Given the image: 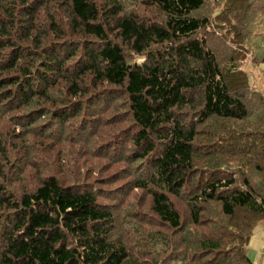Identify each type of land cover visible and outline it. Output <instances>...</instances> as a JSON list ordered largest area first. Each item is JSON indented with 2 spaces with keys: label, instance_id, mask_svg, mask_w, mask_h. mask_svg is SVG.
I'll list each match as a JSON object with an SVG mask.
<instances>
[{
  "label": "trees",
  "instance_id": "16d2710c",
  "mask_svg": "<svg viewBox=\"0 0 264 264\" xmlns=\"http://www.w3.org/2000/svg\"><path fill=\"white\" fill-rule=\"evenodd\" d=\"M250 67L264 0H0V264H138L118 220L143 207L153 264H251ZM94 174L113 190L86 188Z\"/></svg>",
  "mask_w": 264,
  "mask_h": 264
},
{
  "label": "rangeland",
  "instance_id": "374dc122",
  "mask_svg": "<svg viewBox=\"0 0 264 264\" xmlns=\"http://www.w3.org/2000/svg\"><path fill=\"white\" fill-rule=\"evenodd\" d=\"M202 35L203 34H200V36H202ZM205 36H209L207 38V41L212 40L214 42V44H216L218 42L217 39H219V40L222 39V37L220 36V34L218 32H215L213 35H211V33H210V34L205 35ZM128 58L132 59V61H134L136 63L144 61V58L136 57L133 55H128ZM244 67H246V65H244ZM250 68H252L251 70H248L249 78H250V81L252 82V87L250 90L257 93L258 95H261V93H263V95H264V69H263V67L262 68L250 67ZM11 127H13V126H10V128ZM6 136H8V135H6ZM19 136H21V135H12V138L15 140ZM118 136H120L122 141H125V139L123 138V135H116L115 137H118ZM43 142H45V140H43ZM11 143H12V140H11ZM115 143L117 145H121L123 142H120V141L116 142L115 141ZM7 169H8V166H7L6 170ZM10 172L11 171H8L7 174H10ZM89 174H90V172H87V176ZM93 178L95 180L90 182V183H92V186L86 185V188H92L93 187L94 189H99V192L101 194L102 193L104 194L106 191H108L110 189L113 190L112 185L109 184V181L102 178L101 175L94 174ZM21 179H19V180H21ZM84 180H81V181H84ZM154 180L158 181V178L155 177ZM158 184L162 185L161 182H158ZM139 201L141 202L143 200H139ZM142 204H143V202H142ZM132 216H133V218L131 220L132 222H130V219H126V220L123 219V216H121L120 219L118 220V225L122 226L125 231L129 232V234L127 235L125 240L128 241V239L130 237V243H132V247L130 248L131 255H132V257H134V259H136L138 261V264H153L154 263L153 261L155 260L154 259L155 255H152L151 253L147 254L148 250L146 249V248H148L146 243L149 242L147 239V233L148 232L152 233V232L158 231V230L162 231V229L159 226H157L156 223L150 224L153 222V219L151 217L150 212H148L146 210V208H144V207L139 208L135 214H133V212H132ZM142 238H144V243H140ZM149 248L153 249V247L150 245H149ZM155 249H159V247H156Z\"/></svg>",
  "mask_w": 264,
  "mask_h": 264
},
{
  "label": "crops",
  "instance_id": "0c3cea01",
  "mask_svg": "<svg viewBox=\"0 0 264 264\" xmlns=\"http://www.w3.org/2000/svg\"><path fill=\"white\" fill-rule=\"evenodd\" d=\"M245 253L251 264H264V222L253 230Z\"/></svg>",
  "mask_w": 264,
  "mask_h": 264
}]
</instances>
